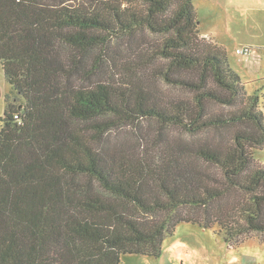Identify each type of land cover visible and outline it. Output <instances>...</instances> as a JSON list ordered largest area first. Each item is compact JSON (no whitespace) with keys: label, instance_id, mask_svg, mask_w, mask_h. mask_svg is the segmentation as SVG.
Here are the masks:
<instances>
[{"label":"trees","instance_id":"16d2710c","mask_svg":"<svg viewBox=\"0 0 264 264\" xmlns=\"http://www.w3.org/2000/svg\"><path fill=\"white\" fill-rule=\"evenodd\" d=\"M199 22L192 0H0L22 99L0 128V264L159 256L183 221L230 245L264 232V101ZM156 81L192 95L165 100ZM128 131L136 145L113 143Z\"/></svg>","mask_w":264,"mask_h":264},{"label":"rangeland","instance_id":"374dc122","mask_svg":"<svg viewBox=\"0 0 264 264\" xmlns=\"http://www.w3.org/2000/svg\"><path fill=\"white\" fill-rule=\"evenodd\" d=\"M192 1L198 13L202 37L206 35L207 41H215L226 48L230 62L240 72L247 92L259 94L264 101V19L260 15L245 16L247 10L257 7L263 0ZM148 35L134 40L133 49L141 42H148ZM145 45L142 44L141 47ZM246 45L253 49V54H238L237 49ZM152 86L160 92L162 98L169 101L192 95L185 88L165 82L156 81ZM19 103H22V99L17 97L7 80L0 61V128L7 105L17 106ZM141 129L155 141L159 131L157 122L145 120ZM168 133H171V139L191 138L181 127L168 129ZM136 135L135 131L119 133L113 143L132 147L136 145ZM260 160L264 162L262 156ZM242 239L243 242L230 245L216 229L183 221L173 233H166L159 256L122 254L120 264H264V232L253 231Z\"/></svg>","mask_w":264,"mask_h":264},{"label":"crops","instance_id":"0c3cea01","mask_svg":"<svg viewBox=\"0 0 264 264\" xmlns=\"http://www.w3.org/2000/svg\"><path fill=\"white\" fill-rule=\"evenodd\" d=\"M259 2V0H256ZM257 7H252L251 10H247V13L245 16H254L260 15V18L264 19V0L259 5H256ZM262 16V17H261ZM206 36V35H205Z\"/></svg>","mask_w":264,"mask_h":264},{"label":"built area","instance_id":"2783aa9c","mask_svg":"<svg viewBox=\"0 0 264 264\" xmlns=\"http://www.w3.org/2000/svg\"><path fill=\"white\" fill-rule=\"evenodd\" d=\"M237 53L240 55L250 56L253 54V49L250 46H243L237 49Z\"/></svg>","mask_w":264,"mask_h":264}]
</instances>
